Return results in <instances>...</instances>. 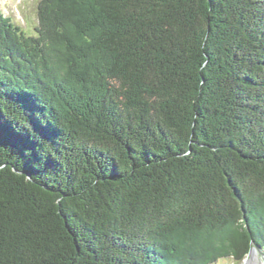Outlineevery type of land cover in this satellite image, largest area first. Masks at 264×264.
Instances as JSON below:
<instances>
[{
    "label": "trees",
    "instance_id": "1",
    "mask_svg": "<svg viewBox=\"0 0 264 264\" xmlns=\"http://www.w3.org/2000/svg\"><path fill=\"white\" fill-rule=\"evenodd\" d=\"M37 19L0 11V264L264 247V0H38Z\"/></svg>",
    "mask_w": 264,
    "mask_h": 264
},
{
    "label": "rangeland",
    "instance_id": "2",
    "mask_svg": "<svg viewBox=\"0 0 264 264\" xmlns=\"http://www.w3.org/2000/svg\"><path fill=\"white\" fill-rule=\"evenodd\" d=\"M37 4L38 0H0V11L4 15L9 16L13 24L20 26L26 34L31 35L36 34L35 28L38 25ZM244 227H247V225H239L236 230L243 231L245 230ZM248 227L251 228V226ZM261 229L264 231V226H260ZM217 240L219 242V239ZM250 243L252 242L250 241ZM245 246L246 252L237 258L233 256H221L216 258V260L208 262V264H264V247H259L254 243ZM245 246L243 245L242 247L244 248ZM228 247L219 249L222 248L219 246L216 250L223 251L227 250Z\"/></svg>",
    "mask_w": 264,
    "mask_h": 264
}]
</instances>
